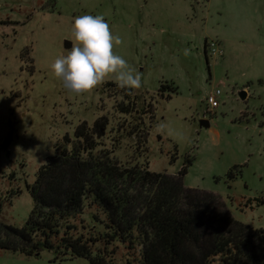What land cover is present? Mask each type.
Masks as SVG:
<instances>
[{"label": "rangeland", "instance_id": "obj_1", "mask_svg": "<svg viewBox=\"0 0 264 264\" xmlns=\"http://www.w3.org/2000/svg\"><path fill=\"white\" fill-rule=\"evenodd\" d=\"M84 14L103 15L120 36L114 53L141 75L134 94L154 95L143 125L149 169L175 174L186 166L185 187L218 194L235 220L264 230V0H0V229L25 224L39 167L76 126L101 115L110 128L117 124L122 93L108 86L111 74L73 95L50 70L71 46L73 18ZM211 41L222 55L206 52ZM166 83L176 92L156 95ZM215 89L219 108L201 127L204 99ZM122 140L116 155L134 156V142ZM233 166L239 172L230 180ZM0 264L90 263L1 249Z\"/></svg>", "mask_w": 264, "mask_h": 264}, {"label": "trees", "instance_id": "obj_2", "mask_svg": "<svg viewBox=\"0 0 264 264\" xmlns=\"http://www.w3.org/2000/svg\"><path fill=\"white\" fill-rule=\"evenodd\" d=\"M108 86L122 93L116 126L101 115L64 137L35 175L25 224L1 226L0 250H48L55 260L90 264H264L262 228L235 220L218 194L185 187L186 166L175 174L149 169L143 125L146 113L153 116L154 95L147 101ZM164 90L176 87L161 84L156 95ZM123 138L134 142V156L116 155ZM238 172L233 166L226 175L232 180Z\"/></svg>", "mask_w": 264, "mask_h": 264}, {"label": "clouds", "instance_id": "obj_3", "mask_svg": "<svg viewBox=\"0 0 264 264\" xmlns=\"http://www.w3.org/2000/svg\"><path fill=\"white\" fill-rule=\"evenodd\" d=\"M71 31L72 42L67 55L56 57L50 65L52 74L62 80L69 94L87 93L110 74L119 88L133 90L142 86L141 75L114 53V46L120 45L122 40L112 34L103 15L76 16Z\"/></svg>", "mask_w": 264, "mask_h": 264}, {"label": "built area", "instance_id": "obj_4", "mask_svg": "<svg viewBox=\"0 0 264 264\" xmlns=\"http://www.w3.org/2000/svg\"><path fill=\"white\" fill-rule=\"evenodd\" d=\"M206 52H210L212 56H219L223 54V51L218 47V44L214 41L210 43H206L205 46ZM221 91L219 89H215L214 91L208 93L205 97V111L203 118L206 114H214L215 109L219 106V96Z\"/></svg>", "mask_w": 264, "mask_h": 264}, {"label": "water", "instance_id": "obj_5", "mask_svg": "<svg viewBox=\"0 0 264 264\" xmlns=\"http://www.w3.org/2000/svg\"><path fill=\"white\" fill-rule=\"evenodd\" d=\"M64 43H65V47H69L70 46V42L65 41ZM199 124H200L201 127H208L209 126V121L207 119L203 118V119H201L199 121Z\"/></svg>", "mask_w": 264, "mask_h": 264}, {"label": "crops", "instance_id": "obj_6", "mask_svg": "<svg viewBox=\"0 0 264 264\" xmlns=\"http://www.w3.org/2000/svg\"><path fill=\"white\" fill-rule=\"evenodd\" d=\"M207 4H208V2H207ZM205 16H207V14H205ZM205 25H206V27H208V24L207 23H204ZM217 24V26H219V24L218 23H216ZM216 34L217 33H219V32H215ZM219 108V106L217 107V109ZM216 110V109H215ZM215 112V111H214Z\"/></svg>", "mask_w": 264, "mask_h": 264}]
</instances>
